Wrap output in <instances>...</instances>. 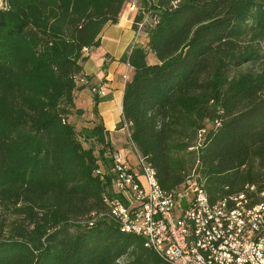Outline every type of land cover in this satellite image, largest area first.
<instances>
[{"label": "trees", "instance_id": "obj_1", "mask_svg": "<svg viewBox=\"0 0 264 264\" xmlns=\"http://www.w3.org/2000/svg\"><path fill=\"white\" fill-rule=\"evenodd\" d=\"M128 1L2 0L0 264H167L110 215L95 173L108 132L69 121L85 51ZM139 23L118 128L160 189L195 177L210 202L263 192L264 0H139Z\"/></svg>", "mask_w": 264, "mask_h": 264}, {"label": "built area", "instance_id": "obj_2", "mask_svg": "<svg viewBox=\"0 0 264 264\" xmlns=\"http://www.w3.org/2000/svg\"><path fill=\"white\" fill-rule=\"evenodd\" d=\"M133 148L135 167L114 149L104 153L108 165L97 161V177L110 180L109 211L119 227L142 233L164 262L204 264L202 255H209L211 264H243V255H251L253 264H264V191L250 186L242 201L206 205L192 177L161 193L149 180L146 158Z\"/></svg>", "mask_w": 264, "mask_h": 264}, {"label": "crops", "instance_id": "obj_3", "mask_svg": "<svg viewBox=\"0 0 264 264\" xmlns=\"http://www.w3.org/2000/svg\"><path fill=\"white\" fill-rule=\"evenodd\" d=\"M136 8V5H132L129 11L120 14L116 24L106 25L100 33V46L85 51L87 59L82 63V72L77 77V86L81 88L74 93L75 107L83 113L69 118L76 131L101 124L108 132L109 142L114 150L122 152L132 167L136 165L134 148L126 126L118 128V125L122 120L125 84L133 75V69L121 62L120 58L132 47H145L147 44L144 30L133 29ZM147 62H155L151 53L147 56ZM91 90H102L104 93V96L98 95L101 100L96 106V113L93 112L95 103Z\"/></svg>", "mask_w": 264, "mask_h": 264}, {"label": "bare ground", "instance_id": "obj_4", "mask_svg": "<svg viewBox=\"0 0 264 264\" xmlns=\"http://www.w3.org/2000/svg\"><path fill=\"white\" fill-rule=\"evenodd\" d=\"M145 170H147V172L149 173V180H153V183L156 184L157 189H160V187L158 186L156 182L154 171L152 170L151 166L147 163H145ZM198 187H199V191L203 192L202 201H206V205H213L214 202H210L208 196L202 190L203 188L202 184L200 185L198 184ZM160 192L164 193L161 189H160ZM244 199H246V194H240V195H235V196H229L227 199L222 200V201H216L215 203H221L223 205H230V204H233V202L242 201ZM106 203H108V205L110 206V200L106 199ZM120 229L123 232L130 233L138 237H143L145 239V244H144L145 247L154 251L159 256L158 250L154 248L153 246L149 245L147 238L143 236L142 233H139L133 230H128L127 228H122V227H120ZM165 262L167 264H173L172 261H165ZM202 262H204V264H211V257H209V255H202ZM243 264H253V257L251 255H243Z\"/></svg>", "mask_w": 264, "mask_h": 264}, {"label": "rangeland", "instance_id": "obj_5", "mask_svg": "<svg viewBox=\"0 0 264 264\" xmlns=\"http://www.w3.org/2000/svg\"><path fill=\"white\" fill-rule=\"evenodd\" d=\"M132 5H136V10L138 11V6H139V0H129L125 5H124V7H123V10H122V13L121 14H123L124 13V11H129V8L132 6ZM2 6V4H1V2H0V7ZM144 21H145V23L146 24H148L149 23V18L146 16L145 17V19H144ZM124 80H126V78L124 77ZM92 91V90H91ZM96 92H94V91H92V94H95ZM84 120V119H83ZM81 122H83L82 121V119H81ZM95 124V123H94ZM119 143H120V141H118ZM110 143V142H109ZM111 145V149H114V146L112 145V144H110ZM117 145V144H116ZM84 146H86V145H84ZM118 146V145H117ZM94 149H95V151H96V155L98 156L99 155V151H98V149H99V147L98 146H96V148H95V145H94Z\"/></svg>", "mask_w": 264, "mask_h": 264}]
</instances>
